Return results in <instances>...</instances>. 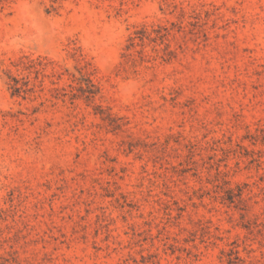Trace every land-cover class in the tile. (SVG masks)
<instances>
[{
	"label": "rangeland",
	"instance_id": "1",
	"mask_svg": "<svg viewBox=\"0 0 264 264\" xmlns=\"http://www.w3.org/2000/svg\"><path fill=\"white\" fill-rule=\"evenodd\" d=\"M0 264H264V0H0Z\"/></svg>",
	"mask_w": 264,
	"mask_h": 264
}]
</instances>
